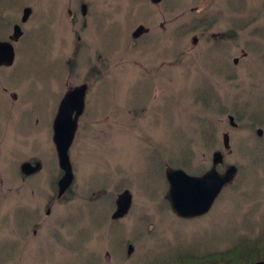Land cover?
<instances>
[{
    "label": "rangeland",
    "instance_id": "obj_1",
    "mask_svg": "<svg viewBox=\"0 0 264 264\" xmlns=\"http://www.w3.org/2000/svg\"><path fill=\"white\" fill-rule=\"evenodd\" d=\"M78 2L90 10L84 29L68 15L79 20ZM154 4L0 0V38L14 23L23 29L12 66L0 69L9 91L0 89V264H209L240 243L264 247V38L254 32L264 36V0ZM23 6L32 12L21 24ZM139 23L152 33L133 44ZM221 32L228 45H213ZM82 82L80 120L96 123L73 138V182L57 200L52 121ZM215 151L237 167L233 181L206 213L180 218L165 198V168L201 175ZM124 190L131 206L113 218Z\"/></svg>",
    "mask_w": 264,
    "mask_h": 264
},
{
    "label": "water",
    "instance_id": "obj_2",
    "mask_svg": "<svg viewBox=\"0 0 264 264\" xmlns=\"http://www.w3.org/2000/svg\"><path fill=\"white\" fill-rule=\"evenodd\" d=\"M151 1L158 3L161 0ZM30 11L31 9L29 7L23 10L21 21H26ZM143 29V26H139L137 32L143 31ZM21 34L22 30L20 25L15 24L10 40L17 41ZM11 41H0V64L8 65L13 62L15 52ZM86 88V84H81L66 91L59 104L57 115L53 122L52 140L55 145L58 165L62 170V175L57 182L58 198L68 190L74 178L68 150L77 129V120L76 117L70 119L68 114L75 107L79 111L82 109ZM229 122L231 126L235 125L232 116H229ZM223 145L225 148H229L228 133H223ZM221 158V153L215 151L212 157V167L199 176L187 174L182 169L167 167L165 175L169 183V189L165 198L177 216L180 218H188L206 213L213 205L222 188L233 181L237 167L235 165H229L222 173L218 172L215 166L221 161ZM23 170L25 172H31L34 170V167L25 165ZM131 202L132 194L129 190H124L118 194L115 200L116 209L112 217L117 218L126 214L131 206ZM254 264H264V261H259Z\"/></svg>",
    "mask_w": 264,
    "mask_h": 264
},
{
    "label": "flooded vegetation",
    "instance_id": "obj_3",
    "mask_svg": "<svg viewBox=\"0 0 264 264\" xmlns=\"http://www.w3.org/2000/svg\"><path fill=\"white\" fill-rule=\"evenodd\" d=\"M166 0H161L160 2H158L157 4H154V5H160L161 3H164ZM179 5H181V3L180 4H178V6H176V7H179ZM27 6H29V5H27ZM27 6H25V7H27ZM25 7L23 6L22 7V9H21V16H20V21H21V17H22V14H23V10L25 9ZM77 8L78 9H76L77 11H79L80 12V18H79V20L78 21H75V18H72V15H73V9H68V15H69V18H71L72 19V23H73V25H76V24H74V23H79L80 24V26L79 27H82V29H84V28H87L88 27V16H89V12H90V10L88 11V5L86 4V3H84V2H78V4H77ZM89 9H90V7H89ZM193 9L192 8H190V11H192ZM31 12H32V9H31ZM178 15H187V9H185V8H180V10H179V12H178ZM31 16V13H30V15L28 16V18L26 19V21L29 19V17ZM209 16H211V14L209 15ZM26 21H21V24H24V23H26ZM0 22H2L1 20H0ZM15 24H17V23H14L13 25H12V30L11 31H9L10 33H8V34H6V37L4 38V39H1L0 38V41H11L10 40V36L12 35V33H13V28H14V25ZM233 24V23H232ZM237 25L239 24V23H236ZM241 24V23H240ZM245 24V23H244ZM3 25V24H2ZM1 25V26H2ZM139 26H143L144 27V29H143V31H140V32H137V28L139 27ZM160 26H162V23L160 24ZM20 27H21V25H20ZM21 30H22V34H21V36L18 38V40L17 41H11L13 44L14 43H16V42H18V41H20L21 39H22V35H23V29H22V27H21ZM258 30H259V28L256 30V31H254L255 32V35L256 36H258L259 38H264V36H261V35H259V34H257L258 33ZM134 32L136 33V34H138V35H136L135 36V34H134ZM4 33H5V30H4V32L2 33V34H0V37L1 36H3L4 35ZM150 33H152V30H151V27H149V26H145L144 24H142V23H139L138 25H136L133 29H132V31H131V33H130V37H131V40H132V42H133V44H136V43H138L139 41H140V39L145 35V34H150ZM212 37H214V39L212 40V42H213V45H216L217 44V46H219V45H225V46H227L228 44H227V40L228 39H226L225 37H227L226 35H225V32H221V33H214L213 35H212ZM231 37H233V36H231ZM80 38V35L79 34H77L76 35V39H79ZM192 41H194V43L195 42H197V39L194 37V39L192 40ZM14 46V45H13ZM79 46V44L76 46V47H78ZM77 51V50H76ZM178 55L180 56V52H178ZM15 57V56H14ZM177 57V59L176 60H178V56H176ZM14 60V59H13ZM233 60V62L235 63V64H237L238 63V61H239V58H233L232 59ZM12 64L13 63H11V64H0V69L2 68H5V67H11L12 66ZM209 73H207V77L209 76L208 75ZM224 76H225V78L227 77V78H231V75H233L234 76V73L233 72H225L224 74H223ZM83 84H86L87 85V89H88V83H86V82H82ZM75 86H77V85H70L69 87H68V89L66 90V91H68V90H70L71 88H73V87H75ZM5 94H8L9 93V91L6 89V88H0ZM6 92H8V93H6ZM66 93V92H65ZM65 93H64V95H65ZM86 95H87V90H86V93H85ZM63 95V96H64ZM86 95H85V98H84V104H83V107H82V109L79 111V110H77V108L75 107L71 112H70V114H68V116H69V118L70 119H74L75 117H76V120H77V129H76V131H75V135L77 134V132H78V130H79V128L82 126V128L83 127H85V128H87V127H90L91 126V123H93V124H95L96 123V121H91V123L90 124H88V123H86L85 121H84V119H82V120H80L82 117H83V115H84V113H85V109H86V104H85V100H86ZM11 96L13 97V98H15L16 100H15V103L14 104H16L17 103V97H16V94H15V92L14 93H12L11 94ZM8 97V96H7ZM63 98V97H62ZM9 100H10V98H9ZM56 115H57V112H56V114H55V116H54V119H55V117H56ZM54 119H53V121H52V136H53V122H54ZM84 121V122H83ZM229 123V122H228ZM92 124V125H93ZM230 125V124H229ZM234 126H236V124L234 125ZM84 129V128H83ZM75 135H74V137H75ZM222 137H223V134H222ZM74 140V139H73ZM222 143H223V141H222ZM71 146H72V143H71ZM71 146L69 147V149H71ZM68 152H69V150H68ZM32 162H35L34 160H32ZM36 164V163H35ZM24 165V164H23ZM23 165H21V166H23ZM212 165H213V161H212V159H211V164H210V168L212 167ZM224 165H226V166H228L227 164H225V162H224V158H223V160L222 161H220L219 163H217L216 164V169H217V171L218 172H220V173H222L224 170H225V168H223V170H220L219 171V167L220 166H224ZM167 167H169V166H167ZM167 167L165 168V171H166V169H167ZM36 170H37V168H36ZM209 170V169H208ZM207 170V171H208ZM22 172H23V170H22ZM201 174H203V173H201ZM198 175V174H197ZM23 176H25L24 174H23ZM57 188H58V185H57ZM68 190H69V188H68ZM68 190L60 197V198H62V197H65L66 196V194H67V192H68ZM58 191V190H57ZM100 192H102L101 190L98 192V193H100ZM97 193V194H98ZM56 196H57V194H56ZM96 196H98V195H96ZM60 198H56L57 200L58 199H60ZM48 202H49V204H51V198L48 200ZM46 212H47V214H49V212H50V208L49 207H47V209H46ZM36 232V229H33V233H35Z\"/></svg>",
    "mask_w": 264,
    "mask_h": 264
},
{
    "label": "trees",
    "instance_id": "obj_4",
    "mask_svg": "<svg viewBox=\"0 0 264 264\" xmlns=\"http://www.w3.org/2000/svg\"><path fill=\"white\" fill-rule=\"evenodd\" d=\"M244 243H240L239 245L226 250L222 254H212L208 256L207 258L210 259L209 264H237L239 262H242V264H248L251 263L253 259H264V247H255L254 244L257 243V241L254 243ZM225 257H228L226 261L218 260V258Z\"/></svg>",
    "mask_w": 264,
    "mask_h": 264
}]
</instances>
